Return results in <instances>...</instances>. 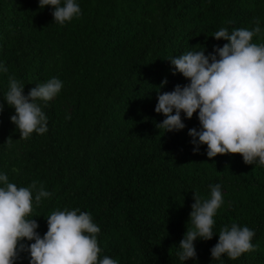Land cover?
<instances>
[{
  "label": "trees",
  "instance_id": "1",
  "mask_svg": "<svg viewBox=\"0 0 264 264\" xmlns=\"http://www.w3.org/2000/svg\"><path fill=\"white\" fill-rule=\"evenodd\" d=\"M75 2L81 15L61 25L52 6L41 9L39 0H0V64L8 69L0 72V173L18 188L35 181L52 193L39 205L33 199L26 219L37 221L43 237L53 212L89 213L100 228L98 261L107 256L117 264H264V166L247 165L240 154L209 159L207 145L194 153L188 131L200 128L199 110L191 119L182 112L186 127L173 132L156 127L165 117L155 112L158 91L190 82L173 75L167 59L188 51L207 55L228 43L215 39L217 30H251L257 18L261 33L251 43L264 44V0ZM150 4L158 11L154 24L139 16ZM9 76L25 85V95L52 77L63 82L55 98L39 102L46 133L20 139L10 120L15 109L3 99ZM216 184L223 203L213 217L215 235L194 241L196 260L183 262L177 253L193 227L187 222L195 192L208 199L209 186ZM233 223L254 230L256 250L212 260L220 229ZM15 264H30V254L21 252Z\"/></svg>",
  "mask_w": 264,
  "mask_h": 264
},
{
  "label": "clouds",
  "instance_id": "2",
  "mask_svg": "<svg viewBox=\"0 0 264 264\" xmlns=\"http://www.w3.org/2000/svg\"><path fill=\"white\" fill-rule=\"evenodd\" d=\"M52 6L55 23L63 25L81 15L75 0H39V7ZM254 27L234 29L220 28L214 33L216 40H226L223 47L214 46L213 52L188 51L171 57L172 74L177 72L190 82L177 84L170 92H157L155 112L165 119L156 125L165 132L180 131L186 127L181 113L191 119L198 111L200 128H191L193 152L198 153L200 145H207L209 159L217 155L240 154L247 165L258 163L264 166V44L251 43L253 37L261 33L259 19ZM0 72L7 73L0 64ZM168 83L162 80L159 88ZM25 85L13 76L8 77V90L3 99L15 109L10 117L20 132V139H27L32 133L44 134L48 131L47 116L40 101L47 103L58 95L63 82L52 77L45 83L24 94ZM4 105L0 103V112ZM67 116L66 119H70ZM10 142V138L6 143ZM13 171H18L13 169ZM0 264H15L21 252L30 254V264H117L105 256L98 261L101 248L96 234L100 228L92 222L87 212L79 209L55 211L47 217L48 231L43 237L36 231L39 227L34 219H26L33 210V199L39 205L42 198L52 193L35 181L29 187L18 188L8 182V176L0 173ZM210 198L202 199L196 192L191 205L187 228L179 242L177 253L183 262L196 260L194 241L211 240L214 215L221 207V185H210ZM33 192L35 196L33 198ZM79 213V214H78ZM186 224V225H187ZM218 242L210 249L212 260H220L224 254L235 260L243 253L255 251L251 243L254 230L235 223L224 226L219 231ZM35 241L30 245L24 239Z\"/></svg>",
  "mask_w": 264,
  "mask_h": 264
},
{
  "label": "rangeland",
  "instance_id": "3",
  "mask_svg": "<svg viewBox=\"0 0 264 264\" xmlns=\"http://www.w3.org/2000/svg\"><path fill=\"white\" fill-rule=\"evenodd\" d=\"M139 16L145 18L147 21H149L150 23L154 24L155 21H156V17L158 16V11H157V9L155 8L154 4H150V5H149V8H148L146 11L141 12V13L139 14ZM54 98H55V97H54ZM61 103H62V106H63L65 109L68 108L63 100H62ZM13 141H14V140H13V138L11 137V142L14 143L15 141H14V142H13Z\"/></svg>",
  "mask_w": 264,
  "mask_h": 264
}]
</instances>
